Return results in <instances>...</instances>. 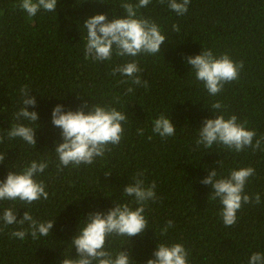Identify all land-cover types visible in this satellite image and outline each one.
Segmentation results:
<instances>
[{
    "label": "trees",
    "instance_id": "16d2710c",
    "mask_svg": "<svg viewBox=\"0 0 264 264\" xmlns=\"http://www.w3.org/2000/svg\"><path fill=\"white\" fill-rule=\"evenodd\" d=\"M20 2L0 0V154L6 155L0 180L34 160L46 162L48 167L35 178L45 184L49 197L31 205L0 201V217L12 208L18 220L29 211L38 221L55 223L47 237L38 234L33 239L29 232L21 240L11 235L21 226H5L0 219V264H62L69 256L77 258L72 238L89 213H107L115 202L137 206L124 195V187L138 172L144 173L145 186L156 184L157 199L144 213L148 230L131 238L110 236L107 249L128 251L132 264H146L159 242L182 243L189 264H248L253 253L264 254V142L259 150L247 147L240 152L222 144L206 148L196 143L203 121L216 115L246 121L245 127L256 132L253 144L264 137V0H190L183 15L171 10L167 0H150L137 9V16L159 25L167 37L161 51L136 57L114 51L106 61L85 58L83 23L96 14H106L109 21L126 18L120 5L139 0H58L56 11L41 9L31 18L18 7ZM173 25L179 26L178 32ZM209 49L244 64L239 78L226 83L216 96L209 95L187 63L189 56ZM132 60L147 87L118 72L113 75L114 68ZM24 86L36 97V106L28 107L39 120L20 122L37 128L36 146L7 136L17 122L14 114L23 106ZM216 101L223 105L219 110L211 109ZM85 102L89 107L111 105L127 115L121 142L109 145L111 151L92 164L58 167L55 147L63 141L61 130L51 122L52 111L57 105L75 111ZM161 114L171 118L175 135L161 138L152 132ZM141 128L143 135L137 131ZM249 166L255 174L244 193H259L261 202L242 204L236 223L225 226L219 199H209L212 185L201 181L214 169L217 178H226L231 170ZM169 220L174 226L166 236L160 235Z\"/></svg>",
    "mask_w": 264,
    "mask_h": 264
},
{
    "label": "clouds",
    "instance_id": "9594fccd",
    "mask_svg": "<svg viewBox=\"0 0 264 264\" xmlns=\"http://www.w3.org/2000/svg\"><path fill=\"white\" fill-rule=\"evenodd\" d=\"M150 0H139L137 4L124 2L120 5L126 11V18H114L108 20L106 14H96L85 20L83 27L87 30L85 39V58L95 61L111 60L113 52L121 57H136L141 53L157 54L161 51V45L167 38L162 34L160 27L154 21L137 16V9L146 7ZM164 3V0H161ZM168 7L177 15H183L188 11L190 0H167ZM58 0H21L18 7L24 10L28 17H34L43 9L47 12L56 11ZM174 31H179L178 25H173ZM115 46V47H114ZM187 63L192 66L196 80L203 83L211 96L219 94L224 85L239 78L243 61L235 62L225 53L214 55L209 50H203L201 54L189 56ZM120 73L122 76L131 78L135 85L143 84L147 87V81H142L137 75L141 72L135 60L125 62L113 69V75ZM127 83V81H122ZM23 99L22 107L16 112V123H12L7 136L9 139L21 138L27 144L36 146V129L26 125L22 120L37 123L39 114L29 111L28 106H36V97L30 96L27 86L20 89ZM129 87L127 92H132ZM89 107L87 102L78 110H65L63 105H57L52 111V124L61 130V143L55 147L59 165L79 166L94 163L96 157H103L106 151H111L109 145H118L124 132L122 122L127 120V115L111 105L102 106L94 104ZM223 107L220 101L212 104L211 109L219 110ZM244 123H238L237 117L231 115H216V118H207L199 128L198 145L211 148L214 143L222 144L236 152L251 147L253 151L261 149L264 137L253 140L256 137L255 130H249ZM138 134L143 135L144 129H138ZM152 132L161 138L175 135L176 126L171 118L161 114L153 121ZM4 137H0L3 142ZM152 139L151 136L148 137ZM6 155L0 154V163H3ZM219 162V161H218ZM48 167L46 162L32 161L30 165L20 172L10 171L4 180H0V201L19 200L26 205H31L41 198L47 200L49 193L42 181L35 177L43 173ZM62 170V168H61ZM255 174L251 166L231 170L226 178H217L216 169L201 182L212 185L209 199H219L222 208L220 216L225 226L236 223L237 212L242 204H256L261 202L260 194L251 197L244 193L246 183ZM111 175V173H105ZM144 173L138 172L134 182L124 187V195L132 197V203H116L107 213L96 211L89 213L84 219L83 226L79 225L76 235L72 238L71 245L75 247L77 258L67 257L62 264H132V258L128 251L120 250L113 252L106 248V241L110 236H137L148 230V220L145 217V209L150 201L157 199L153 181L145 186ZM5 226L19 224L22 230H14L11 235L23 240L30 232L33 239L39 236L47 237L53 228L55 221H38L33 218L29 211L23 213L21 219L12 208L4 210L2 217ZM27 224L28 227L23 226ZM173 221L161 229L160 235L166 236L169 228L173 227ZM189 252L182 243L159 242L153 252V258L148 259L146 264H189ZM248 264H264V254L255 252L251 255Z\"/></svg>",
    "mask_w": 264,
    "mask_h": 264
}]
</instances>
